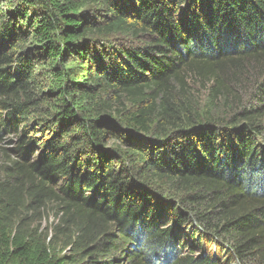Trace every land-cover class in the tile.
Returning <instances> with one entry per match:
<instances>
[{"label": "trees", "instance_id": "1", "mask_svg": "<svg viewBox=\"0 0 264 264\" xmlns=\"http://www.w3.org/2000/svg\"><path fill=\"white\" fill-rule=\"evenodd\" d=\"M251 69L226 120L175 93L194 74L218 100ZM10 135L0 264H264V0H0ZM27 198L73 234L14 221Z\"/></svg>", "mask_w": 264, "mask_h": 264}, {"label": "rangeland", "instance_id": "2", "mask_svg": "<svg viewBox=\"0 0 264 264\" xmlns=\"http://www.w3.org/2000/svg\"><path fill=\"white\" fill-rule=\"evenodd\" d=\"M251 70L247 81L234 85L235 89L233 88V91L235 94H229L226 97L222 96L218 100L210 94L211 92L204 84L200 83L201 78L195 77L194 74L187 75L185 80V92H182L181 85L176 82L177 89L175 90V93H178L182 102H187L185 103L186 106L189 104L201 115L205 117L208 115L207 117H210L211 119L226 120L232 116L234 109L240 108L244 103H249L253 100L256 83L254 74H252L254 69ZM236 94H239V97H237ZM13 138L15 137L10 135L0 141V197L5 196V191L1 188H9L11 183H13V180L9 177V169L7 168V166L10 165V162H12L11 158H14L11 149L15 144L8 141V139ZM33 150L34 152L30 158L31 161L40 154L39 150L36 151L35 148ZM11 216L16 222L22 219L23 227L36 229V231L42 232V235L47 234V236L49 235L50 237L54 232V229H56V226H60L59 229L63 231L62 235L65 238L69 233L73 234L68 230L69 225L64 222L66 214L61 211V205H59L58 201L54 199L45 198L43 201L37 202L27 198L22 206H16V209ZM189 242L191 243L190 240ZM59 244L60 252L63 250L67 252L69 250V248L66 249L65 247L66 243L60 241ZM206 250L209 252L211 251L212 253H215L216 251L214 246L212 250ZM233 263L240 264L239 261Z\"/></svg>", "mask_w": 264, "mask_h": 264}, {"label": "built area", "instance_id": "3", "mask_svg": "<svg viewBox=\"0 0 264 264\" xmlns=\"http://www.w3.org/2000/svg\"><path fill=\"white\" fill-rule=\"evenodd\" d=\"M233 264H237V263H233Z\"/></svg>", "mask_w": 264, "mask_h": 264}]
</instances>
